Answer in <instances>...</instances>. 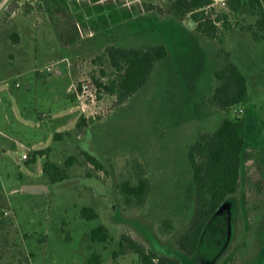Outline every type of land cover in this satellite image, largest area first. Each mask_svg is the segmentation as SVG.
I'll use <instances>...</instances> for the list:
<instances>
[{
  "label": "rangeland",
  "instance_id": "374dc122",
  "mask_svg": "<svg viewBox=\"0 0 264 264\" xmlns=\"http://www.w3.org/2000/svg\"><path fill=\"white\" fill-rule=\"evenodd\" d=\"M169 3L9 0L0 10V208L5 206L4 217L12 220L0 229V264H88L94 252L102 255L101 264H140L133 253L113 259L122 235L161 254L180 255L176 240L194 206L187 148L200 132L215 131L225 117L206 103L217 85L215 72L228 60L248 80L250 100L244 109L254 159L228 201L229 213L210 225L197 257L181 261L264 264V43L245 34L257 17L222 12L230 15L232 28L222 39H210L186 27L182 21L189 16L180 20L168 15ZM157 45L167 47V58L119 106L116 96L98 85H108L118 74L106 57L107 48ZM64 51V62L57 63ZM26 55L28 61L19 58ZM82 83L98 89L97 102L87 112L74 94ZM81 117L90 123L75 133ZM67 131L73 137L54 140L56 133ZM17 138L37 144V151H52L28 165L34 150L26 143L17 148ZM83 149L105 170L87 164ZM70 157L77 158L72 178L50 184L42 172L44 161L64 166ZM133 160L143 165L152 183L142 209L125 207L116 188L120 179L131 176ZM31 183L48 185L49 191L23 192L21 185ZM89 206L97 209L99 220L81 218V210ZM166 221H171L170 233ZM100 224L112 235L107 244L91 240L92 229Z\"/></svg>",
  "mask_w": 264,
  "mask_h": 264
},
{
  "label": "trees",
  "instance_id": "16d2710c",
  "mask_svg": "<svg viewBox=\"0 0 264 264\" xmlns=\"http://www.w3.org/2000/svg\"><path fill=\"white\" fill-rule=\"evenodd\" d=\"M264 0H232L228 10L218 13L217 21L221 27H217L209 15L203 9L210 4V0H170L167 6V14L177 19L189 16L196 24V29L210 39H222L226 32L231 30L230 15L257 17L254 25H250L245 34H249L254 43H264ZM152 9V7H149ZM229 11L230 15L225 13ZM203 20L202 23L200 21ZM17 37V35H16ZM106 57L117 76L104 87L107 94L116 96L117 104H124L130 97L139 91L148 81L156 63L168 56L165 45H157L148 49H132L124 47H108ZM217 85L207 103L212 109L225 114L220 126L213 132L202 131L194 142L187 148V156L194 182V201L191 218L176 240L177 250L180 255H164L143 242L130 236L122 235L119 240V249L113 253V259L127 253L138 256L140 264H182V258L193 259L197 257L205 235L210 225L229 213V199L239 191L242 181L245 180V166L254 159V153L248 145V118L244 106L249 102V86L246 76L237 65L228 60L214 74ZM242 107L244 112L235 116L234 109ZM232 114V116H231ZM90 121L81 117L76 125L75 133L87 127ZM72 131L56 133L54 140H66L73 137ZM52 151L36 150L32 152L27 164H34L37 158L43 157ZM82 156L87 164L98 171H104L102 162L86 150H82ZM77 162L76 157H70L65 165H60L50 159L42 164V172L50 184H58L70 180L71 168ZM133 163V164H132ZM131 176H124L117 184V192L121 196L125 207L142 209L147 205L152 192V183L147 177L143 165L137 160L132 161ZM91 174L89 173L88 177ZM5 206L0 208V229L6 228L12 223L6 219L3 213ZM81 218L86 221L100 219V214L92 206L81 210ZM167 232L173 227L171 221H166ZM163 226V227H164ZM166 229V228H165ZM223 232V231H222ZM93 243L107 244L112 240L108 228L100 224L91 231ZM181 257V259H180ZM187 257V258H186ZM102 255L94 252L88 259V264H101Z\"/></svg>",
  "mask_w": 264,
  "mask_h": 264
},
{
  "label": "built area",
  "instance_id": "2783aa9c",
  "mask_svg": "<svg viewBox=\"0 0 264 264\" xmlns=\"http://www.w3.org/2000/svg\"><path fill=\"white\" fill-rule=\"evenodd\" d=\"M135 2H141V0H134ZM210 4L203 9L207 15L210 16V18L213 20L214 24L217 27H221V22L217 21L218 13L221 11L228 10L229 3L232 0H210ZM9 0H1L0 1V10L7 6ZM203 20L200 21L202 23ZM48 71H51V67L48 68ZM19 86V84H17ZM98 89L92 88L89 83H82L81 87L74 89V94L76 95L78 101L81 104L82 111L87 112L86 108H89L90 106H94L97 102L98 97ZM234 115L240 116L243 114L244 110L242 107L234 109ZM29 157L28 153H25L23 155L24 159H27ZM44 158H46V155H43Z\"/></svg>",
  "mask_w": 264,
  "mask_h": 264
},
{
  "label": "crops",
  "instance_id": "0c3cea01",
  "mask_svg": "<svg viewBox=\"0 0 264 264\" xmlns=\"http://www.w3.org/2000/svg\"><path fill=\"white\" fill-rule=\"evenodd\" d=\"M13 5H15V4H13ZM15 6H16V5H15ZM14 11H15V10H14ZM14 15H15V13H14ZM14 15H13V16H14ZM182 22L185 23L186 27L188 26V25H187L188 20H185V21H182ZM187 28L192 29V30H196V31H197L196 26H193V27H187ZM198 32H199V31H198ZM227 33H228V32H227ZM199 34H201V33L199 32ZM201 35L204 36L203 34H201ZM226 35H227V34H226ZM226 35H225V36H226ZM204 37H206V36H204ZM206 38H207V37H206ZM63 54H64V58L61 59V60H58L57 63H60V62H62V61L64 62V60H65V51L63 52ZM19 58L22 59V61H24V59L26 58L25 61H28V59H27L28 56H27V55H26V56L19 57ZM19 58H18L17 60H19ZM57 73H58V74H61V71L58 70ZM214 89H215V88H213V91H214ZM5 129H6L7 131H9L10 128H5ZM22 141H23V140H21L20 138H17V141L15 140V144H16L17 148L20 149V148L24 147V146H23V145H24L23 143H26V144L28 145L27 149L30 148L31 151H33V150L36 151L35 148H37V147H36L37 144L32 145V143H30V142H22ZM3 142H4V144H5V140H4ZM25 147H26V146H25ZM30 150H29V151H30ZM7 151H8V150H7ZM3 152H6V149H5V151L3 150ZM25 153H26V152H24L23 155H24ZM23 155H22V156H23ZM19 174H20L21 176H23V173H22L21 171H19ZM27 185H43V184H32V183H31V184H25V185L22 184V185H21V188L24 187V186H27ZM44 185H45V184H44Z\"/></svg>",
  "mask_w": 264,
  "mask_h": 264
},
{
  "label": "water",
  "instance_id": "95a60500",
  "mask_svg": "<svg viewBox=\"0 0 264 264\" xmlns=\"http://www.w3.org/2000/svg\"><path fill=\"white\" fill-rule=\"evenodd\" d=\"M15 5H12L9 8V12L13 13L14 12ZM187 27H193L195 26V22L192 19H188L187 22ZM23 192H27L30 194H43L49 191V186L48 185H27L22 187Z\"/></svg>",
  "mask_w": 264,
  "mask_h": 264
}]
</instances>
